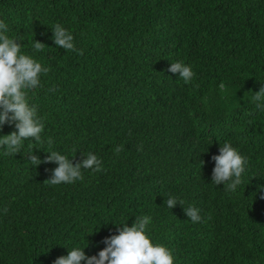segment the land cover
<instances>
[{
	"label": "trees",
	"instance_id": "trees-1",
	"mask_svg": "<svg viewBox=\"0 0 264 264\" xmlns=\"http://www.w3.org/2000/svg\"><path fill=\"white\" fill-rule=\"evenodd\" d=\"M0 264H264V0H0Z\"/></svg>",
	"mask_w": 264,
	"mask_h": 264
}]
</instances>
